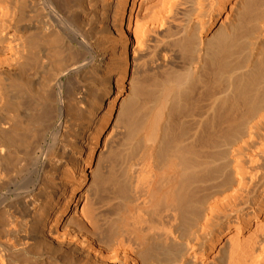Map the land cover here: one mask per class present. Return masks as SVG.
I'll use <instances>...</instances> for the list:
<instances>
[{
    "label": "bare ground",
    "instance_id": "obj_1",
    "mask_svg": "<svg viewBox=\"0 0 264 264\" xmlns=\"http://www.w3.org/2000/svg\"><path fill=\"white\" fill-rule=\"evenodd\" d=\"M194 2L190 79L168 126L163 102L142 124L104 214L88 172L150 22L183 3L0 0V264H264V0Z\"/></svg>",
    "mask_w": 264,
    "mask_h": 264
},
{
    "label": "rangeland",
    "instance_id": "obj_2",
    "mask_svg": "<svg viewBox=\"0 0 264 264\" xmlns=\"http://www.w3.org/2000/svg\"><path fill=\"white\" fill-rule=\"evenodd\" d=\"M194 1L195 0H181L183 5L179 6L178 10L177 9L175 10L177 12L174 11L175 17L173 16L171 18V20L172 19L173 20L168 21L170 23H166V25L160 24L162 25L161 29H158L159 25H154V23L152 24V22H150V27L152 25L154 27L157 26V28L155 27V29L151 30L152 27L151 28L149 27V30L145 37L146 39L144 43L145 45L140 50V53L138 52L135 58L132 60V65L134 67L133 83H132L133 85H131L132 87H130L129 91L126 93L125 102L118 109L119 115L117 113L116 117H114L109 123V126L111 125L115 126L114 128L115 136H113L110 139V141H108L107 143L108 145L106 147L107 150L103 152V155H101L102 157L100 156L101 159L99 158L100 161L98 160L99 161V163L97 162L98 165L97 166L94 165L91 168V170L92 169L93 170L92 171L89 170L88 172V173L91 172V175H93L89 177V185L91 184V187L89 186L90 202L91 199L93 202L90 204L96 208L102 207L101 209H103L104 214L111 212V208L108 209L109 207L104 204L107 201H109L111 198H113L112 178H114V176H118V177L123 176L127 161L130 160V157L136 156V154L134 156L132 155L136 153V151L133 150H135L136 149L135 147L137 146L141 147L142 144L141 142L142 140H144V139L141 140V138L144 136V134L142 133V129H143L142 124L144 126V124L146 123L145 121H148L147 119L151 116L150 114L154 113L156 106L163 102L164 103L163 111H165L166 113L164 119H166V121L163 119L165 122L162 121V124L164 126L165 125L168 126L171 121L169 119L170 118L169 114L171 112L169 114L167 112H169V110L171 111L170 109L171 105L175 104L177 101V97H176L177 92L175 91H178L180 87V85L178 84H180V82H183L182 81L183 79L186 80L187 77H188L187 81H184L182 84L188 82L190 79L191 73H189V70L192 68L191 66L193 61V55L195 54L194 53L195 49L197 50V47L199 46V41H197L199 40V38L196 37H199L198 35L200 33L199 24L197 23L198 15H196L197 6ZM187 29L189 30L186 31ZM187 37H192L193 39H195L194 40L195 43H193L194 48H192L191 50H185L183 49L182 46H180L182 42L188 39ZM100 38L102 37H99V39ZM239 42H241V40ZM231 46L232 44L229 45V47ZM231 48H229V50H231ZM222 58L217 59L216 62L220 60L221 63L223 62L225 63L226 60L224 61V59L226 58L224 59ZM86 77H88L87 81L89 82L91 78L90 75L88 74L86 75ZM177 79L181 81H179L178 83V81H175ZM83 81H84L83 84H88L86 78H84ZM75 84L77 83L73 82V85H71L72 87L68 88V91L71 92L74 89V87H76ZM167 89L168 91L170 90L169 93L167 92ZM93 90L95 91L89 93V95L97 94L95 93L97 92V89H93ZM172 91L176 94L174 93L172 94ZM94 95L92 99H95L97 97V95L96 96ZM91 97L88 99L89 105L88 107L86 106V108L84 107V111L82 109L83 106L80 103L77 104L79 107L76 105L77 110L74 105H71L72 107H74L71 109V112L69 111L70 112L69 114L71 113L72 114L71 115L68 114L70 116V117L68 116L69 119L72 118L71 122L76 121L77 123L84 120L85 109L89 110L94 102L91 99ZM164 98H166V100ZM165 101H167L168 103ZM169 103H171V105ZM75 111L78 112L76 113ZM167 115H169L168 119H167L168 117ZM113 122L114 123L116 122V124H114ZM72 133L70 132L69 134V137L71 136V138L75 137L76 135L75 132L72 131ZM132 145L135 146L134 147L135 149L131 148ZM137 149L140 148L137 147Z\"/></svg>",
    "mask_w": 264,
    "mask_h": 264
}]
</instances>
